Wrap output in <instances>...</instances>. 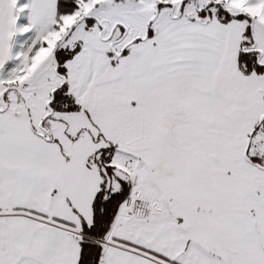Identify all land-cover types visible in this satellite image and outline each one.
Returning <instances> with one entry per match:
<instances>
[{
	"label": "snow or ice",
	"instance_id": "obj_1",
	"mask_svg": "<svg viewBox=\"0 0 264 264\" xmlns=\"http://www.w3.org/2000/svg\"><path fill=\"white\" fill-rule=\"evenodd\" d=\"M0 264H264V0H0Z\"/></svg>",
	"mask_w": 264,
	"mask_h": 264
}]
</instances>
